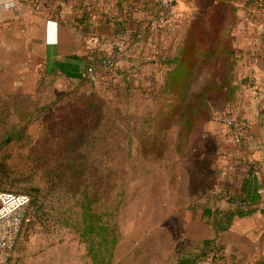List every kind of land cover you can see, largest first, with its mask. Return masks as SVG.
I'll return each instance as SVG.
<instances>
[{
    "label": "rangeland",
    "instance_id": "rangeland-1",
    "mask_svg": "<svg viewBox=\"0 0 264 264\" xmlns=\"http://www.w3.org/2000/svg\"><path fill=\"white\" fill-rule=\"evenodd\" d=\"M128 1L135 20L120 30L97 28L109 38L75 83L41 76L31 96L15 94L9 85L20 73L18 59L0 81V191L33 200L7 264H170L181 249H194L195 234L210 225L205 208L239 204L238 198L228 203L240 180L227 119H244L248 93L234 82L233 30L239 10L254 1ZM36 4L31 0L32 11L40 9ZM112 13L119 14L115 6ZM196 30L202 41L192 47ZM86 40L98 45L93 36ZM110 52L113 64L85 77ZM223 78L238 87L232 105L231 96L215 93ZM201 89H207L209 119L185 131L180 112ZM21 129L22 137H13ZM249 131L248 124L246 141ZM86 205L105 230L87 228ZM221 238L213 240L216 257L223 253Z\"/></svg>",
    "mask_w": 264,
    "mask_h": 264
},
{
    "label": "crops",
    "instance_id": "crops-1",
    "mask_svg": "<svg viewBox=\"0 0 264 264\" xmlns=\"http://www.w3.org/2000/svg\"><path fill=\"white\" fill-rule=\"evenodd\" d=\"M253 1V5H243L245 8L239 10L233 46L237 67L234 82L240 91L248 93L242 115L250 130L248 141L238 146V162L242 170L250 164L255 166L253 173L240 179L239 199L255 211L235 216L226 230L217 232L222 237V258L208 257L197 264H248L252 254L256 255L254 264H264V8L259 0ZM115 2L112 7L110 0H40V9L32 11L31 0H18L14 9L1 11L0 81L8 76L10 63L18 59L20 73L9 85L15 94L31 96L41 76L57 75L75 83L81 78L89 55L109 38L97 33V28L110 25L121 29L127 18L135 20L131 15L135 6L130 1ZM114 6L119 14L112 13ZM87 36H93L98 45H90ZM195 236V241L214 238L215 228L202 227Z\"/></svg>",
    "mask_w": 264,
    "mask_h": 264
},
{
    "label": "trees",
    "instance_id": "trees-1",
    "mask_svg": "<svg viewBox=\"0 0 264 264\" xmlns=\"http://www.w3.org/2000/svg\"><path fill=\"white\" fill-rule=\"evenodd\" d=\"M130 20H131V17L127 18L124 21V23L127 24ZM118 29L120 30V27H118ZM198 32H199L198 30L194 32L192 47L195 46L193 45V42L202 41ZM227 50H228V54L231 57L232 56L231 45L227 46ZM202 55L209 56V52L202 51ZM177 62L178 60H176V63ZM176 70H177V64H175V67L171 69V73L174 74ZM185 74L187 77H189L191 75V72H186ZM232 84L233 83L229 79L223 78L220 84H215V89H214L215 93L219 97H221L222 100H226L227 99L226 96H231L230 98L231 101L228 102V105H232L235 102L236 98H234L235 96L234 93L236 89L239 87V84L238 85L236 84L238 87L236 85L233 86ZM206 92H207V89L206 90L201 89L200 91L192 94L191 98L184 104V107L182 108L180 112V118L182 121L181 126L183 127L185 131H190L191 129L200 127V125H202L206 120L209 119L210 106H209V97L206 94ZM23 133L24 131L23 129H21L17 131L13 135V137H15V135L16 137H22ZM233 144L238 145V146L240 145L238 142L233 143ZM236 163L237 165H235L234 170H237L235 172L238 173L237 175H238L239 180L242 178V176H245L246 174L249 175L255 171V166L253 164L248 165L247 168H244L242 170L241 169L242 164L239 163L238 161ZM234 190L235 191L233 193V196H231L228 199V203H232L235 205L236 202L232 200L233 198L239 199V185L236 186V189ZM4 192L24 193V192L10 191L9 189L5 190ZM31 203H33V200L30 199L28 205H30ZM235 206H236L235 208L228 207L226 209H220L219 207H215L211 209L205 208L203 210L202 216L203 217L206 216V218L208 219L206 220L209 222L210 225H212L215 228L216 236H217V232L224 231L230 226L235 216L242 217L245 215H249L250 213L255 211V208H250V207L246 208L245 207L246 205L242 203L241 199H239V204ZM81 216L83 220L87 222L86 223L88 225L87 228H89L90 230H94V228L102 229V230L106 229L105 225H103L101 221L100 215L93 212V210L90 208L89 205L83 206L82 211H81ZM215 237L211 239L204 238V239L197 240L196 241L197 245L192 250H184V249L182 250L181 249L180 253H178L175 259L174 264H197L205 260L208 257H212V258L216 257L217 255L215 254V251L213 250V240L215 239ZM104 241H105V237H104ZM105 244H106L105 246L107 247L108 246L107 240ZM113 246L114 245L112 244L111 248ZM218 257L222 258L223 256L219 255Z\"/></svg>",
    "mask_w": 264,
    "mask_h": 264
},
{
    "label": "built area",
    "instance_id": "built-area-1",
    "mask_svg": "<svg viewBox=\"0 0 264 264\" xmlns=\"http://www.w3.org/2000/svg\"><path fill=\"white\" fill-rule=\"evenodd\" d=\"M259 4L264 8V0H259ZM16 7V0H0V10H12ZM40 8V4L35 5ZM116 58V53L104 54L99 59L100 66H90L84 72L85 77L94 79L96 71L105 65L113 64ZM97 71V72H98ZM110 72H114L111 69ZM227 119V125L232 133L229 135L231 142H238L244 144L246 142L245 135L248 130V123L246 120ZM29 196L25 193H12L0 191V264H7L13 249L15 247L18 235L22 229L24 222L25 208L29 203Z\"/></svg>",
    "mask_w": 264,
    "mask_h": 264
}]
</instances>
